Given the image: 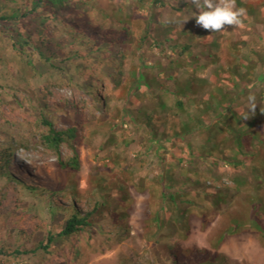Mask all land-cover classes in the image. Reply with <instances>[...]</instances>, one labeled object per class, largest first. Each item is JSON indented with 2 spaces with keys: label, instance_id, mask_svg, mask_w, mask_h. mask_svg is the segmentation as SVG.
<instances>
[{
  "label": "trees",
  "instance_id": "trees-1",
  "mask_svg": "<svg viewBox=\"0 0 264 264\" xmlns=\"http://www.w3.org/2000/svg\"><path fill=\"white\" fill-rule=\"evenodd\" d=\"M95 1L97 0H0V10L7 5L15 6L13 14L4 13L0 16V36H7L13 49L22 53L20 51L22 46L20 49L17 48V43L24 40V44L27 46L36 45V42H33L31 38V34L35 33L38 36L37 43L41 46L36 47V51L53 68L57 67L53 61L55 52L61 49L62 44L71 45L69 53L62 57L61 65L63 67L61 70L70 67L80 77L92 78L88 87L90 89L87 90L91 96L92 105L98 108L99 103H103L104 108L107 107L105 109L107 115L112 119L117 117L119 125L116 124L114 127L122 129L130 121L145 126L146 131L150 133L154 157L160 162V172L153 175L152 179L145 177L143 182L138 184L139 176L133 172L135 164L131 163V160L128 162V166L119 164L120 156L115 155L116 158L113 160L109 158L110 162L115 160V163L120 165L121 169L116 171L122 177L124 175V178L118 177L113 186H108L106 178L98 176L94 190L95 197L92 198L82 196L78 191V185L74 182H67L68 187L63 186L50 190L48 187L32 186L24 180L17 179L10 174V168L16 165L15 156L30 149L31 145L35 144L33 141L36 136L40 145L56 155L59 154L62 147L68 148L71 156L58 158V166L63 172L77 173L81 170L80 147L85 139L82 134L83 128L79 129L75 126L65 130H57L54 112L48 104H45L38 119H36L38 122L36 127L39 133L30 132L17 136L3 133L0 136L3 139L0 142V178L5 181L6 187L14 184L17 188L28 191L39 201L49 199L50 210L55 215L62 214L63 222L57 230L47 229L43 239L34 242L33 246L31 245L29 248H27V244L31 238L26 237L23 232H19L14 237L13 244L6 240L7 242L0 246V262L3 259L6 261L14 259L19 262L24 260L19 264H31L25 260L30 261L32 259L36 262L34 264H39L41 261L53 258L59 250L64 249L68 251L73 249L75 256H79L81 253L78 252L77 247H73L72 240L81 238L88 233L102 234L108 243L113 241L112 234L119 240L122 237L128 239L132 230L129 224V214L123 212L119 205L115 208L112 206L111 189L128 191L132 188L144 192L148 189L153 200L159 198L164 203H168L175 210L176 217H180L178 220L173 219L174 215L169 211V206L162 204L163 206H157V211L153 212L154 218L150 219L148 223L152 235L159 232L154 244H161L167 250V259L163 258L162 264H229L225 258L217 253V250L227 237L237 235L245 229L256 233L264 245V207L252 198V193L255 190L259 194L258 197L264 201V187L251 189L250 184L246 182L243 186L244 194L242 196H240V192L233 194L230 191L218 200L214 199L212 195L202 194V190L197 191L196 185L205 180H216L220 183L223 176H226V171H229L231 182L235 179L233 174L237 172H244L249 175L253 173L256 175L255 180H261L263 182L261 185L264 186V92L259 93L254 100L250 91L252 86L245 89L234 81L231 83V79L224 70L221 72V82L212 80L215 78L212 77V85L198 84L196 74L200 70L196 69L195 64L200 63V60L193 59L196 58L193 44H188L186 41L181 42V38L176 41L175 38L173 40L169 31L175 32L178 37L177 33L180 32V29L175 27L174 20H170V18L166 21L156 20L155 15L149 12L150 0H123L124 5L120 8L116 6V2L112 3V8L126 11L124 18L116 17L113 21L108 12L93 5ZM133 1H135V6L126 9ZM177 1L182 4L181 8L170 6V11H173L172 14L175 15L183 14L185 8L193 5L191 0L190 2L187 0ZM163 3L162 0H152L154 7L161 6V4L163 7L168 6ZM147 5L149 7H146ZM139 8H144V10H139L141 12L137 13ZM72 9L76 18L78 17L80 20L72 17L69 18L68 23L62 15ZM191 10L195 12V7L194 9L191 7ZM254 11L256 10H251V12ZM192 17L188 20H194ZM21 24L28 30V34L23 35L19 31ZM170 24L173 28H166ZM157 25L163 28L164 36L158 37L159 35L156 33L152 34ZM53 28L66 36L62 40L55 39L56 35L52 32ZM67 38H72V43ZM147 43H149L150 49L155 48L160 53H164L163 56L170 64V69L174 71V75L165 78L166 83L160 86H155V80L152 76H150V80L146 77L148 81L145 85L142 84V78L145 77L141 72L144 68L142 62L132 66L130 72L124 70L129 56L141 53L140 51ZM42 48L48 52L49 57H46ZM87 49L89 50L87 51ZM168 51L173 57L169 56ZM142 53L141 55H143ZM259 55L261 54L258 51L252 50L246 56L243 54L244 58L242 59L253 71H256L258 67L262 70L261 73L252 75L253 80L256 81V84L253 85L255 88L264 84V56L262 58ZM252 56L255 57V62L249 60ZM140 59L141 57H138V62ZM190 64L191 67H189ZM162 66L165 65L161 61L155 64L157 71ZM183 69L186 71L185 77L178 75ZM239 76L240 74L236 73L233 77L235 79ZM63 82L68 85L66 80ZM107 83L112 85H107ZM170 83L174 84L173 90L169 88ZM224 83L230 85L229 88L240 90L242 97L249 98L247 103H250L251 100L258 101L255 102V108H252L251 103L246 106H237L235 103L239 99L223 89ZM145 87L150 89V99L157 101L159 105L158 108H151L150 106V114L148 110L146 111L148 114H145L138 109L136 110L137 115H142V118H139L140 116L136 117L137 115H134V110L131 108L122 107H116L110 111V103L115 100L127 103L130 99L141 95L146 89ZM162 94L175 98L171 108L168 109L169 106L162 99ZM222 98L226 99L225 105L222 104ZM70 110L74 111L78 122L79 113H83L84 108L71 105ZM170 110H175V113L163 114ZM58 111L56 109L55 113L58 114ZM193 111L196 114H191ZM183 114L188 115L187 120H180ZM45 115L49 118H46ZM40 125L43 126V130L38 127ZM242 126L246 127L243 131H239ZM159 128L162 129L160 139H158ZM247 134L250 135L249 139L246 138ZM232 136H234V140L230 139ZM115 142L114 138L108 141L109 144ZM164 142L169 144L171 148L176 146L177 152L167 150V144H163ZM124 143L126 147L131 146V142L126 139H124ZM99 149L102 150V147ZM165 151H171L172 160L175 161L176 166L185 170V176L176 175L177 170L163 168L165 157L162 156V152ZM203 157L205 158L203 159ZM209 158L213 162L208 168L211 170L214 167L217 171L214 175H212V171L210 174L204 175L208 169L206 159ZM135 159L139 160L137 156ZM142 163L141 168L144 170L146 165L144 162ZM227 165H229L228 170L225 169ZM32 169L34 172H43V168L38 166H34ZM109 169L115 171L112 166ZM19 171L23 173L22 169ZM28 174L30 175V173ZM56 179V182L61 180L57 177ZM177 179L183 181L184 185L183 183L181 186L175 185ZM59 183H55V186L59 187ZM223 187L227 189L236 188L234 185L233 187L223 185ZM189 189L193 191L191 192ZM216 189L215 186L211 185L210 191L214 192ZM105 190L109 191L107 195L104 194L107 192ZM56 198L65 200L67 204L54 201L53 199ZM85 199L88 205L87 211L78 208L79 203L84 202ZM224 204H227V207L222 210ZM182 208L184 209L181 210ZM234 210L236 212L231 214ZM212 211L221 215L223 220L229 221L225 231L212 245L216 251H195L191 248H185L181 242L188 237L190 218L196 213V217L201 219L203 225H206V218L211 216L209 212ZM103 221H110L112 225L102 226L100 223ZM62 261L63 264H71L67 254H64ZM133 263V261L128 262V264Z\"/></svg>",
  "mask_w": 264,
  "mask_h": 264
},
{
  "label": "rangeland",
  "instance_id": "rangeland-1",
  "mask_svg": "<svg viewBox=\"0 0 264 264\" xmlns=\"http://www.w3.org/2000/svg\"><path fill=\"white\" fill-rule=\"evenodd\" d=\"M162 1L164 2L163 4L168 6L163 7L161 4V6L158 5V7H154V5L152 6V0H150V7L148 5L146 7L150 8L149 12L155 15L156 20L166 21L169 18L170 20H174V24H176L175 27L180 29V32L177 33L178 37L175 32H168L170 36L173 37V40L174 38L175 41L181 38V42L186 41L188 44H193V48L196 51V58L193 59L200 60V63L195 64L196 69L200 70L196 74L198 84L212 85V77H215L212 78V80L221 82V72L224 70L225 74L231 79V83L234 81L242 85L241 87L245 89L252 86L250 91L254 100L259 93L264 92V84H260L256 88L253 87L256 81L253 80L252 77L254 74L257 75L261 73L262 70L258 67L254 72L248 67L247 63L242 60L244 58L243 54L246 56L249 54V51L251 52L252 50L258 51L261 54L259 56L262 58L264 56V0H236L237 8L246 10V14L241 18L242 23L237 26L225 25L224 29L218 32L205 30L196 25L195 17H192L194 11L191 10V7L194 9V5L185 8L183 14L175 15L172 14L174 13L173 11H170V6L181 8L182 4L178 3L177 0ZM187 1L190 2V0ZM114 2H116L115 4L119 6V8L124 5L123 0H97L93 5L96 6V8L104 9L108 12L112 21L116 17L120 19L124 18L126 11H119L118 8H112V3ZM134 6L135 1L131 2V5L126 9ZM14 7L13 5L5 6L0 10V16L4 13L13 14L15 10ZM139 10H144V8H139L137 13L141 12ZM251 10L256 11L251 12ZM195 12H198L196 8ZM169 14L172 15L168 16ZM62 17L67 20L68 23L70 21L69 18H76L73 9L65 12ZM190 17L194 18V20H188ZM76 20H80V18L77 17ZM172 24L166 26V28H173ZM162 30L163 28L157 25L152 34L154 35L156 33V35H159L158 37H162L165 35L162 33ZM19 31L23 35L29 33L23 24L19 25ZM58 31L59 30L56 31L55 28L52 30L56 35L55 39L62 40L66 35ZM31 38L33 42H36V45L27 46L24 44V40H20V42L17 43V48L20 49L22 46L20 49L22 53H19L13 49L7 36H0V136L3 133L12 134L14 136L29 134L30 132H33V134H36V132L39 133L36 127L38 123L36 119H38L43 106L48 104L49 108L54 112L57 130H65L75 126L79 129L83 128L82 134L85 136V139L80 147L82 167L77 173L63 172L58 166V158H68L71 156V152L67 147H62L59 154L56 155L40 145L39 139H37L36 136L33 141L35 144L31 145L30 149L26 152H21L23 154V162L19 161L18 154L15 156L16 165L10 168V174L19 180L26 181L29 185L45 186L50 190H55L63 186L68 187L67 182H74L78 185L79 193L85 198L95 197L94 190L98 176H104L108 186H113L116 178H124V175L122 177L121 174L116 171L121 169L120 163L128 166V162L131 160V163L135 164L133 172L139 176L138 184H141L145 177L152 179L153 175H157L160 172V162L154 157L151 148L152 144L150 143V133L146 131L145 126L141 123L136 124L134 121H130L125 124L122 129L114 127L116 124L119 125L116 119L117 117L112 119L107 115L105 111L107 107L104 108L101 102L98 108L92 105L91 96L87 92V90L90 89L88 87L92 78L80 77L74 72V69L70 67L61 70L63 67V65H61L62 57L69 53L71 45L62 44L61 49L55 52L53 61L57 67L53 68L41 58L35 49L36 47H41L40 44L37 43L38 36L33 33L31 34ZM67 39L72 43V38ZM88 50L89 49H87V51ZM44 52L46 57L50 56L45 50ZM140 52H143V55L138 53L137 55L129 56L124 70L130 72L132 66H136L142 62L144 68L141 72L145 75V77L142 78L143 85L150 80V76L155 80V86H160L166 83L165 78L174 75V71L170 69V64L167 62L165 56H163L164 53H160V51L155 48L150 49L149 43H147ZM168 53L170 57H173L170 51H168ZM138 57H141L139 62ZM254 59V56L249 58L251 62H255ZM160 61L165 66H162L161 69L157 71L155 64ZM189 67H191V64ZM109 72L112 71L109 70ZM236 73H239L240 76L234 79L233 76ZM178 75L185 77L186 71L183 69ZM64 80H66L68 85L63 82ZM107 85L112 84L107 83ZM229 86L230 85L224 83L223 89L239 99L235 103L237 106H246L250 104L249 102L247 103L249 98L242 97L239 92L240 90H234L229 88ZM169 88L173 90L174 84L170 83ZM213 89H215V87ZM149 91L150 89L148 90V88H146L141 95L130 99L127 103L119 100L113 101V103H110V111H113L116 107H122L134 110L135 116L137 115L136 110L138 109L142 111L141 113L144 112L148 114L150 106L151 108L159 107L157 101L150 99ZM217 91H219V88H217ZM162 96V99L169 106L168 109L171 108L175 102V98L166 94H162ZM221 101L222 104L225 105L226 99L222 98ZM71 105H78L84 108L83 113H79L78 122L76 121L74 111L70 110ZM56 109L59 110L58 114L55 113ZM147 110L148 112H146ZM165 112L163 114L171 115L175 113V110ZM192 113L193 115L196 114L195 111L191 112V114ZM139 116L138 114L136 117ZM141 116L139 118H142ZM45 117L49 118L46 115ZM187 117L188 115L183 114L180 120H187ZM38 127L43 130V126L40 125ZM245 127L246 126H242L239 128V131H243ZM161 132L162 129L159 128L158 139L161 138ZM247 137L249 139L250 135L247 134L246 138ZM112 138H114L116 142L114 144H109L108 141ZM124 139L131 142L130 147L125 146ZM230 139L234 140V136L230 137ZM1 140L3 139L0 138V142ZM163 144L167 143L164 142ZM166 146L167 150L177 152L176 146L172 148L169 144ZM100 147H102L103 151L99 149ZM171 151L162 152V156L165 157L163 168L166 170H177L176 175L185 176V170L176 166L175 161L172 160ZM115 155L120 156L121 160L119 164H116L115 160L110 162L109 158L113 160L116 158ZM136 156L139 160L135 159ZM204 158L205 157H203V159ZM206 161L208 168L213 161L210 158L206 159ZM142 162L146 165L144 170L141 168V166H143ZM219 163L221 164V162ZM34 166L43 168V172H34L32 169ZM111 166L115 171H110L109 168ZM216 167H218V165H216ZM228 167L229 165L225 166V169L228 170ZM19 169H22L23 173H21ZM210 171L213 172L212 175L217 172L216 169L212 167L211 170L209 168L206 169L204 175H208L207 173L210 174ZM28 173H30V175ZM233 175H235V179L232 182L230 180V172L226 171V176H223L220 181L221 184L216 180H205L204 182H200V184L197 183V191L202 190V194L204 193L206 196L212 195L214 199L220 200L225 193L230 191H232L233 194L240 192V196H242L244 194L243 186H245L246 182L250 184L251 189L264 187L261 185V183H263L261 180H255L256 175L253 173L249 175L248 173L237 172ZM56 177L61 179L57 181L60 182L59 187L55 186V183H57ZM182 183L184 185L183 181L177 179L175 185L181 186ZM211 185L217 188L214 192L210 191ZM223 185L228 187H233L234 185L236 188L227 189L223 187ZM120 190L121 189H111L110 200L114 208L119 205L122 207L123 212L129 214V224L132 230L128 239L122 237V239L119 240L112 234L113 241L108 243L102 234H84L81 238H74L72 240L73 247H77L78 252L81 253L79 256H75V250L73 249L69 251L64 249L61 251L59 250L53 258L47 261H41L42 263L39 262V264H63L62 258L64 254H67L71 264H128L129 261H133V264H162L163 258L167 259V250L165 246L161 244H154L159 232H157L156 235H152L148 223L150 219L152 220L154 218L153 212L157 209V206L159 207L162 204H167V206H169V211L174 215L172 217L173 219L175 218L178 220L180 217H176V213H174L175 210L172 209L168 203H164L162 200H159V198L153 200L150 195V190L148 189L145 192L141 190L137 191L132 188L128 191ZM189 191L192 192L193 190L189 189ZM108 192L109 191L104 192V194L107 195ZM252 194V198L255 199L257 203H261L264 207V201L258 197V192L254 190ZM194 197H196V195ZM46 200L47 201H39L28 191L17 188L14 184L6 187L5 181L0 178V246L7 241L13 244L14 237L19 232H23L26 237L29 236L31 238L27 244V248H29L31 245L33 246L34 242L43 239L47 229L53 228L57 230L58 226L63 222L62 214H53L50 210L49 199ZM53 200L61 204H67L63 199L56 198ZM226 207L227 204H224L222 210H225ZM78 208L87 211V200L85 199L84 202L79 203ZM183 209L184 208L181 210ZM235 210L231 214H234L236 212ZM210 214L211 216H207L206 218V225H203L201 219L196 217V213L190 218L188 224V237L185 241L181 242L185 248H191L195 251H216L212 245L219 235L225 231L229 221L227 219L223 220L222 216L217 215L214 211L209 212V215ZM215 215H217V217H215ZM100 224L105 227L112 225L110 221H103ZM217 253L225 258L229 264H264V245L259 236L248 229L243 230L237 235L227 237L221 244L219 250H217ZM25 261L31 264L35 262L32 259L30 261ZM21 262H24V260ZM21 262L14 259L10 261L3 259L0 264H19Z\"/></svg>",
  "mask_w": 264,
  "mask_h": 264
},
{
  "label": "clouds",
  "instance_id": "clouds-1",
  "mask_svg": "<svg viewBox=\"0 0 264 264\" xmlns=\"http://www.w3.org/2000/svg\"><path fill=\"white\" fill-rule=\"evenodd\" d=\"M191 2L198 10V13H192L196 25L212 32L221 31L225 25H240L241 18L246 14L245 9L237 8L236 0H191ZM250 103L254 109V100Z\"/></svg>",
  "mask_w": 264,
  "mask_h": 264
},
{
  "label": "bare ground",
  "instance_id": "bare-ground-1",
  "mask_svg": "<svg viewBox=\"0 0 264 264\" xmlns=\"http://www.w3.org/2000/svg\"><path fill=\"white\" fill-rule=\"evenodd\" d=\"M18 158H19V161L23 162V154L22 153L19 154Z\"/></svg>",
  "mask_w": 264,
  "mask_h": 264
}]
</instances>
